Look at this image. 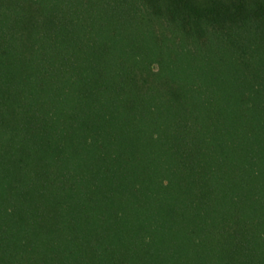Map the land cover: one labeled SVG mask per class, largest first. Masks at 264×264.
Segmentation results:
<instances>
[{
	"label": "trees",
	"instance_id": "16d2710c",
	"mask_svg": "<svg viewBox=\"0 0 264 264\" xmlns=\"http://www.w3.org/2000/svg\"><path fill=\"white\" fill-rule=\"evenodd\" d=\"M0 264H264V0H0Z\"/></svg>",
	"mask_w": 264,
	"mask_h": 264
}]
</instances>
